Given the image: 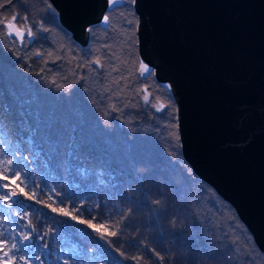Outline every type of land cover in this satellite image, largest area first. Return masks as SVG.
I'll return each instance as SVG.
<instances>
[{
  "label": "trees",
  "instance_id": "1",
  "mask_svg": "<svg viewBox=\"0 0 264 264\" xmlns=\"http://www.w3.org/2000/svg\"><path fill=\"white\" fill-rule=\"evenodd\" d=\"M11 1L13 2L9 4L0 0V16H5L0 18V122L18 136L21 133L20 116L11 113L10 105L13 106L15 113L18 111L21 114L26 111V115L31 114V121L34 124L38 123L39 127L28 137L30 140L23 135V141L30 143L35 151L39 147L37 155L47 154L48 161L55 164L58 172L69 178L70 182L73 181L72 177L76 179L83 177L87 183L88 174L96 172L103 182L111 185V189L101 188L99 193H92V196L87 194H82L81 197L70 196L65 199L66 204L61 206L83 220H91L95 227L100 229L99 232L88 224L70 218L61 219L60 225L63 226L54 225L51 221L52 211L45 206L42 208L41 205L53 206L56 196L47 197L42 192L40 196V192L35 191L36 195L32 199H19L27 209L32 206L40 217V220L32 222L36 231L32 234L34 241H31V244L39 249L43 264H63L65 259L69 264H150L151 253L140 252L141 249L145 251L143 247L152 250L151 246L141 244L144 241L140 240H146L145 234L156 238L160 249L168 252L165 257L167 264H196L195 251L189 252L188 248L190 245L194 247V240H198L197 244L201 248L205 243H210L212 244L210 248L216 250V254L213 255L206 253L207 258L214 260L209 264H264L263 253L257 248L239 219L230 222L221 208L212 202L206 205L205 210L202 209L198 217L192 213L197 210L198 203L194 202L193 207L187 205L188 211L176 201L160 202L161 205L156 203L164 196L169 197L167 193L181 196L174 191V186L184 174H187L186 172L191 173V168L180 152L176 119L172 110L173 99L169 92L154 80L151 71L143 75L138 72L136 54L134 60L125 61L121 52L115 51L119 45L115 44L108 49V53H103V49L99 53L96 44H92V36L90 45L86 48H81L69 39L68 44L72 50L65 64L68 63L69 69L72 68L75 75L62 81L61 86L73 89L75 82L78 81L80 91L90 96L92 101L88 104L80 101L77 94L78 86L70 95H65L62 89L51 91L54 83L55 85L58 83L53 74H50V69L46 67L50 62L44 61L40 48L36 49L34 42L39 34L32 40L26 36L28 41L23 43L10 36V44L6 41L3 20L11 19L12 16L17 17L18 25L23 22L34 31H40L34 21L24 20L25 1ZM110 17L109 29L112 28V31L109 32L115 35L120 32L121 42H128L130 32L133 33L129 28L134 26L132 22L129 23L130 18L122 16L118 20L115 13H110ZM93 27L90 28L94 29ZM119 28H122V31H117ZM133 41L135 43L134 35ZM133 48L136 52V44ZM88 50L92 52L88 53ZM97 58L102 61L103 67L94 63ZM114 68L118 71H114ZM4 74H8L14 81L18 79L15 83L19 86L17 90L12 89L10 93H4ZM66 81L71 87L66 85ZM25 92L35 98L31 107L25 101L26 97L22 95ZM60 93L62 95H59ZM145 95L149 96L147 102L144 99ZM60 100L64 102V106L59 105ZM120 103L122 104L120 114H114V109L119 107ZM54 106L59 107L58 111L50 110ZM65 107L68 108V113V110L63 113ZM31 109H34L39 119L34 118L32 113L28 114ZM9 137L14 138L12 135ZM17 140L19 142V139ZM17 145L18 143L15 147ZM58 150H61L63 155L57 156ZM58 157L64 158V164L63 159ZM191 179L190 184L193 186L197 184L196 192L190 187L192 190L190 194L194 193L191 200L198 202L203 193L200 187L205 189L209 186L196 175ZM131 182L136 184L138 189H133ZM39 186H42V183ZM184 189L188 190L187 186H184ZM126 190H129L128 194L125 193ZM28 191L31 196L33 189L28 188ZM208 191V196L222 199L213 189ZM122 199L130 204V213L121 212L126 209V206L117 205ZM37 200L41 203H36ZM54 205L56 207V204ZM74 205L84 212L76 211L78 208L71 210ZM177 206L181 209L177 210ZM226 207L235 212L229 204ZM177 214L182 216L177 217ZM175 218L181 221L179 227L166 230L164 236L158 234L157 229L162 221L169 225ZM16 222L15 218L14 223ZM70 223L76 226L64 227ZM48 226H51L53 231H48ZM2 230L3 226L0 223V232ZM112 231H116L117 235L111 236L109 233ZM44 233H48L44 239L37 238ZM56 236L60 243L57 245ZM174 239H178L181 244L170 251L169 245ZM20 241V237H15V242L19 244ZM28 243L30 242L26 244ZM215 243L220 244L218 245L220 248H216ZM40 244L47 245V248L39 247ZM60 245L69 248V251H63ZM20 246L21 252L16 253L17 256L25 254L23 245ZM183 251L191 254L182 260ZM134 257L143 259L138 262L137 259H133ZM30 259L33 260V264H40L34 257Z\"/></svg>",
  "mask_w": 264,
  "mask_h": 264
},
{
  "label": "water",
  "instance_id": "2",
  "mask_svg": "<svg viewBox=\"0 0 264 264\" xmlns=\"http://www.w3.org/2000/svg\"><path fill=\"white\" fill-rule=\"evenodd\" d=\"M48 1L82 47L87 28L106 26L102 17L113 7L107 0ZM132 5L139 62L175 103L183 159L230 204L264 254V0Z\"/></svg>",
  "mask_w": 264,
  "mask_h": 264
},
{
  "label": "rangeland",
  "instance_id": "3",
  "mask_svg": "<svg viewBox=\"0 0 264 264\" xmlns=\"http://www.w3.org/2000/svg\"><path fill=\"white\" fill-rule=\"evenodd\" d=\"M24 1H25L26 11L23 12V17L24 18L27 17V20H29V21H34L35 24L40 29V31H34L33 28L30 26L32 29L33 35L29 38H30V40H32L34 36H37L39 34V36L36 37V42H34V43H36V46H37L36 49L40 48L41 50L39 49V51L41 53V56L44 57L43 58L44 61L50 62V65H46V67L48 69H50L49 70L50 74H53L54 78H56L55 81L59 84V85L58 84L55 85V83H54V88H52L51 91H53L54 89H56V91L58 89H62L65 95L66 94L70 95V93L75 92V88L78 86L79 91H77V94H78V97L80 98V101L88 104L90 101H92V99L90 96H88L87 94L85 95L84 92L80 91L81 86L77 83L78 81L75 82L73 89H69L67 87L61 86L62 81H64L69 76H71V77L74 76L75 73H74V70L72 68L69 69L68 63L65 64L66 61H68V55H69L70 51L72 50L70 48L68 42H69V39H71V40H73V39H72L70 33L58 22L57 10L50 4V2L48 0H24ZM3 2L10 4L13 1L3 0ZM120 4H123V5H121V6L119 4L114 5L111 9H109L106 12V15L110 16V13L111 14L115 13L118 20L120 18H122V16H127L128 18H130L129 20H131V22L134 26L129 28V31H133V33L130 32V38L128 36L129 41L128 42L125 41L122 43L121 42L122 35L120 34V32H117V35H115V33L113 34L112 32L110 33L109 31H112V28L109 29V25L102 26L98 23V24L91 25V26H94L93 27L94 29H92L93 31L89 34L88 45H90L91 36H92V44H96L97 50L99 53L102 49H103V53H108L107 52L108 49L112 48L115 44L119 45V48H115V51L117 53H118V51L121 52L122 58L125 61H128L130 59L134 60V54H136V56H137L136 63L139 66V63H140L139 62V55H138V52L137 51L135 52V50L133 48L134 44H136V26H137V22H138L137 21L138 20L137 14L134 11L132 3H130V0H122V2ZM4 17L5 16H3V15L0 16V18H4ZM110 19H111V17H110ZM8 20H11V19H8ZM18 22H20V21H18ZM21 23H23V22H21ZM3 25H4L5 30H6V31H4V35L6 36V41L8 44H10V42H9L10 38H9V35L7 34L6 23L3 22ZM102 31H105V32H102ZM117 31H122V28H119ZM125 31H128V30L125 29ZM131 34H132V38H131ZM100 35H102L103 37H100ZM133 35L135 36V43L133 41ZM26 36H28L27 33H25L24 42L28 41ZM10 37H14L17 40H19L15 35H12ZM73 42H75V41L73 40ZM75 43H77V42H75ZM88 45L86 47H88ZM128 46H129V50L127 51ZM80 47L86 48V47H82V46H80ZM136 47H137V44H136ZM130 48H131V50H130ZM91 52H92V50H88V53H91ZM137 70H138V67H137ZM3 79L5 82V85L3 87V91L5 94L10 93V91L12 89L17 90L19 88V86L15 84L18 81L17 78L14 81L8 76V74H4ZM65 83H66V85L68 84V87H71L70 83H68L67 81ZM65 90H66V92H65ZM22 95L28 99L27 100L25 98V101L29 103L28 106L33 104V101L35 100L34 97H31L30 94H28L26 92L22 93ZM59 95H62V93H60ZM69 95H67V96H69ZM125 103H127V102H125ZM59 105L64 106L65 104L63 101L60 100ZM127 105H128V103H127ZM172 105H173L172 110H173V113H174L175 119H176V129H177L176 107H175L174 101H173ZM87 106H89V105H87ZM120 106H122L121 103L119 104V107H116L114 109V111H113L114 114H117V115L120 114V112H119V111H121ZM58 108H59L58 106H54V108H51L50 110L58 111ZM122 109H124V108L122 107ZM33 110L34 109H31V111L28 112V114L32 113L34 118L39 119V117L34 113ZM67 110H68V108L65 107L63 113H65ZM10 111L12 114L20 116L21 123L19 124V127L21 128L20 129L21 133L18 134V136H15L14 132L9 130L8 128H5V126L0 122V149H3L4 152L8 154V158L12 159L14 161L13 170H16V168L19 166L24 167L22 177L25 179V183L27 184V187H24L23 184L20 185V187L24 188V192H27L29 195V193H30L28 191V188H29L30 190L33 189L36 192L39 191L40 192L39 195L42 192V194H45L47 197H49L50 195L57 197V199L55 198V202L52 203L53 206H51V204H43L44 202L42 203L43 205H41L42 208H44V206H45L52 211L51 221L54 225H60V223L62 221L61 219H65V218L72 219L71 216H65L62 214L61 211H59L60 209H62L61 206L65 203V199L69 198L70 196L81 197L82 194H87L89 196H92V193H96V194L99 193L101 188L111 189V185L103 182L96 172H92V173L88 174L87 178L89 177V180H86L87 183L84 181L83 177H81V179L78 178L79 180L72 177L73 181L70 182L69 178H67L66 176H62L61 173L58 172L56 165L51 163L50 161H48L47 154L41 153L40 155H37V150L39 149V147H37V149L35 151V149L31 146L30 143H26L23 141L24 136L27 139L31 135V133L36 131L39 127L38 123L34 124L31 121V114L26 115V111L22 112L21 114L18 111H16V113H15V110H14L12 105H10ZM109 111H111V109H109ZM68 112H69V110L67 111V113ZM108 115H110V114L108 113ZM11 117L13 118V116H11ZM20 121H18V123ZM120 125H122V124H120ZM8 132L10 134H8ZM11 135L14 138L9 137ZM177 135H178V133H177ZM17 139H19V142ZM28 139L30 140V138H28ZM178 141H179V139H178ZM16 143H18L17 147H15ZM178 144L180 146L179 142H178ZM13 151L16 152L15 156L11 155V153ZM61 155H63V152L61 150H58L57 156H61ZM58 158H62V157H58ZM45 159H47V161ZM62 159H63V164H64V162H65L64 158H62ZM21 161H22V165L20 163ZM48 163L51 165H49ZM190 171H191V173L186 172L187 174L186 175L184 174L179 179V181L176 182L177 184L174 186V191H177L181 196H178V195L173 194V193L168 194L166 192L169 197L164 196V197L160 198V202L161 203H167V202L170 203V200L176 201L179 205L184 206L185 207L184 210H186V211H188L186 209L187 205L193 207L194 202L196 204L198 203L197 210L192 212L193 216H197V217H198V214H200V212L202 211V209L206 208L207 207L206 205H209L210 202H212V204H215L217 207L221 208V210L223 211V213L229 219L230 222L234 221L236 219L238 220L239 218L237 217L235 212H231V210L226 207L229 203H227L226 201H224L222 199H218L216 196H215L216 197L215 198L213 196L210 197L207 195V191L209 189H212L209 185H208L209 188H205L206 191H205V189L200 187L201 191L203 192L202 196H201V200H198V202L191 200V199H193V196H191V195H194V193L190 194V191H192V190H190V187H192L193 191L196 192L197 191L196 190L197 184L194 186L192 184H190L191 181H189V180H192L191 178L195 176L191 169H190ZM68 176H70V175L68 174ZM176 178H178V177H176ZM80 180H82V182ZM7 182L8 181L0 180V184L7 183ZM19 183L20 182L18 180L13 181L12 186L15 187V185L19 184ZM40 183H42V186H39ZM70 183H72L71 187H70ZM130 184L133 187V189L134 188L138 189L136 184H132V182ZM184 186H187L188 190L184 189ZM53 188H55V190H56L55 192L51 191ZM129 188H131V187H129ZM16 190H17V192H19V189H16ZM8 191H9L8 189L0 188V194L6 195V194H8ZM128 192H129V190H126L125 193L128 194ZM56 193H60V195H57ZM208 193H210V192L208 191ZM129 194H131V193H129ZM20 198H24L21 200H25V198H28V197L24 196L23 194H20L17 197H14L13 200H16V199L19 200ZM50 201H52V200H50ZM224 202H226V203H224ZM161 203H159V204L161 205ZM54 204H56V207ZM108 205L113 208V206L111 204H108ZM117 205L119 207L126 206V209L122 210L121 212L128 211L130 208V204L127 203L124 199L120 200ZM28 208L29 209H27V207L24 204H23V207H17L16 204H13L12 208H7L5 202L0 201V223L3 226L2 232L5 233L4 234L5 237L8 238L9 240H11L12 236L20 237V240H21L20 233L29 231L27 228L23 227L25 224H27L28 220L27 219L22 220L20 218V216L17 215V213H20L21 215L27 214L30 217L32 222H36L37 220H40L39 215L37 214V212L35 210H33L32 206H29ZM74 208H78V207H76L74 205V207H72L71 210H73ZM178 208L181 209V207L177 206L176 209L178 210ZM225 208H227V211L225 210ZM53 209H57V211H53ZM177 210H176V212H177ZM79 212L83 213L84 211L80 210ZM113 212H114V210H113ZM117 215H118V213H117ZM180 216H182V215L177 214V217H180ZM15 218L17 221L16 223H14ZM176 218L173 219L169 225L166 222L160 221L161 223L159 224L158 229H157L158 234H160L161 236H164L167 233L166 230L167 231L169 229L174 230L175 228L179 227L181 224V221L176 219ZM79 219H82V218L79 217ZM79 219L75 220V221H79ZM87 221H89L90 223L93 224V222L91 220H87ZM156 223H157V221H156ZM60 226H63V225H60ZM75 226H76L75 224L70 223L64 227L72 228ZM244 228L247 230V228L245 226H244ZM48 231H53V228H51V226H48ZM151 231L153 232V229ZM247 232H248V230H247ZM248 234H249V232H248ZM145 235H147L145 237L146 240H140V241H144V243H141V244L151 246L152 249H155V252L160 253V256L163 257V260H160L159 257H157L155 255V253L151 250V248H146V247L142 246L143 248H145V251L141 249L140 250V252H142L141 254H143V253L145 254V252L151 253V255H150L151 261L149 262L150 264H167L165 257H166L168 252L160 249V245H159L158 241L156 240V238L151 237L150 234H145ZM170 235H171V233H170ZM32 241H34V239H32ZM27 242H29V241H24L25 244ZM193 243H194V247L192 245H190V246H188V248H189V252H193V250L195 251L194 262H196V264H209L210 262H214L213 259L207 258V255H206L207 252L209 255L210 254L211 255L216 254V250L210 248V247H212V244H210V243L206 244L205 243V246H203L201 248V246H198V244H197L198 240H194ZM57 244H60V243L58 242V237L56 236L55 245H57ZM179 244H181V243L178 242V239H174L173 242L169 245L170 251L174 247L177 248V246ZM218 245H220V244H217V243L214 244V246L216 248H220V246H218ZM41 246L43 247L44 245L40 244L39 247H41ZM60 247L63 251H66V250L69 251V248H67V247H63L61 245H60ZM33 248L35 249V248H37V246L33 245ZM207 248H209L208 251L206 250ZM134 250H136V249H134ZM59 252L61 253V251H59ZM190 254L191 253L187 254L185 251H183V254H181L182 260L185 259L186 256H188ZM189 260H190V258H189ZM176 261H177V259H176ZM258 262L260 263V261H258ZM187 264H189V263H187Z\"/></svg>",
  "mask_w": 264,
  "mask_h": 264
},
{
  "label": "snow or ice",
  "instance_id": "4",
  "mask_svg": "<svg viewBox=\"0 0 264 264\" xmlns=\"http://www.w3.org/2000/svg\"><path fill=\"white\" fill-rule=\"evenodd\" d=\"M121 2H122V0H107L109 7L120 4ZM135 2H136V0H130V3L134 4ZM24 20L26 21L27 17H25ZM3 22L6 23V25H7V34L9 36L15 35L21 43H23L25 40V33H27V35L29 37H31L33 35L31 27L28 26L26 23H21L19 26L17 25V17L16 16H13L11 18V20H5ZM102 22L105 25H110V16L104 15L102 17ZM129 23H131V21H129ZM87 31L89 33H91L93 30H92V28H87ZM37 54L39 55V53H37ZM94 63L97 65H100L101 67L104 66L102 61L99 58H97L94 61ZM113 70L118 71V69H116V68H114ZM140 70H141V75H143L146 72H149L148 65L144 64L141 61L140 62ZM144 91H145V93H147V89H145ZM144 99L147 102L149 100V96L145 95ZM11 155L15 156L16 152L13 151L11 153ZM20 163L22 165V161ZM13 165H14V161L12 159L8 158V154L5 153L3 149H0V180L8 181L7 183L0 184V188L9 190L8 194H6V195L0 194V201H4L7 208H12L13 204H16L17 207H23L22 201L13 200L14 197H17L20 194H23L24 196L28 197V199H32L36 195L35 190H33L32 195L29 196L27 192H24V188L20 187L21 184H23L24 187H27V184L25 183V179L22 177L24 167L19 166L16 168V170H13ZM17 180L20 183L16 184L15 187H13L12 186L13 181H17ZM16 189H19V192H17ZM51 191L55 192L56 190H55V188H53ZM56 194L60 195V193H56ZM36 203H41V201L37 200ZM156 203L159 204L160 201H156ZM81 207H83V206H81ZM97 207H99V205H97ZM80 210H81L80 208L76 209V211H80ZM53 211H57V209H53ZM59 211H61L62 214L65 216H71V218L73 220L79 219V217H77L76 215H73L72 213H70L64 209H60ZM128 211L130 213L131 209H129ZM17 215H19L22 220L23 219L28 220L27 224H25L23 227L27 228V229H31V231L20 233L21 241L19 242V244L17 242H15V236H12L11 240H9L8 238L5 237L3 232H0V264H21V262H22V264H33V260L30 259V257H34L36 260L40 261V264H43V260L41 259V253H40L39 249L38 248L34 249L32 244H31L32 234H33V232L36 231L35 226L32 224V221L27 214L21 215L20 213H17ZM124 218H126V217H124ZM79 222L84 223V224H88L89 227L93 228L97 232L100 231L99 228H96L95 225H93L92 223H90L87 220L79 219ZM109 234L111 236H116L117 232L112 231ZM47 235H48V233H44L43 235H38L37 238L42 240ZM24 241H29L30 243L23 244ZM20 245H23V250H24L25 254L17 256L15 254L21 252V246ZM44 247L47 248V245H45ZM152 251L155 253V255L157 257H159L160 260H163V257L160 256V253L155 252V249H152ZM44 254L46 255L47 253H44ZM73 254L75 255L76 253L74 252ZM121 255H123V253H121ZM133 259H137L139 262V260H142L143 257H140V258L134 257ZM63 264H69L68 260L65 259L63 261Z\"/></svg>",
  "mask_w": 264,
  "mask_h": 264
}]
</instances>
